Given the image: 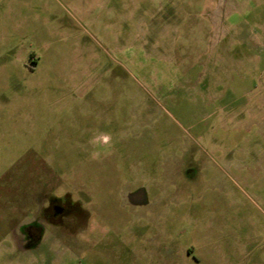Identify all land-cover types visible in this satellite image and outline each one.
Instances as JSON below:
<instances>
[{
  "label": "rangeland",
  "instance_id": "374dc122",
  "mask_svg": "<svg viewBox=\"0 0 264 264\" xmlns=\"http://www.w3.org/2000/svg\"><path fill=\"white\" fill-rule=\"evenodd\" d=\"M0 264H264V0H0Z\"/></svg>",
  "mask_w": 264,
  "mask_h": 264
},
{
  "label": "flooded vegetation",
  "instance_id": "af4514ba",
  "mask_svg": "<svg viewBox=\"0 0 264 264\" xmlns=\"http://www.w3.org/2000/svg\"><path fill=\"white\" fill-rule=\"evenodd\" d=\"M58 188L54 182H43L34 199L37 201V214L30 220L13 225V228H18L23 233L26 247L41 245L47 232H51L56 241L60 239L61 234L75 237L87 227L91 212L83 200L74 197L68 190L59 192ZM141 190L143 188H137L127 195L133 207L147 204L145 198L140 199Z\"/></svg>",
  "mask_w": 264,
  "mask_h": 264
},
{
  "label": "crops",
  "instance_id": "0c3cea01",
  "mask_svg": "<svg viewBox=\"0 0 264 264\" xmlns=\"http://www.w3.org/2000/svg\"><path fill=\"white\" fill-rule=\"evenodd\" d=\"M213 23H214V22L205 19V20H203L202 25H207V26H209V25H212ZM199 24H200V23H199ZM203 30H204V29H203ZM208 30H210V29H208ZM204 31H206V30H204ZM187 46H188V44H187ZM187 46H186V47H187ZM186 70H187V69H186Z\"/></svg>",
  "mask_w": 264,
  "mask_h": 264
},
{
  "label": "clouds",
  "instance_id": "9594fccd",
  "mask_svg": "<svg viewBox=\"0 0 264 264\" xmlns=\"http://www.w3.org/2000/svg\"><path fill=\"white\" fill-rule=\"evenodd\" d=\"M110 142V141H109ZM109 142H106V145L105 146H107V143H109ZM97 143H99V141H97Z\"/></svg>",
  "mask_w": 264,
  "mask_h": 264
}]
</instances>
